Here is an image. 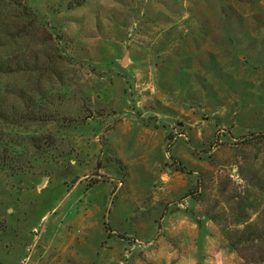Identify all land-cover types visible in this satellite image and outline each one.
Instances as JSON below:
<instances>
[{"label":"rangeland","instance_id":"1","mask_svg":"<svg viewBox=\"0 0 264 264\" xmlns=\"http://www.w3.org/2000/svg\"><path fill=\"white\" fill-rule=\"evenodd\" d=\"M23 2L0 264H264V0Z\"/></svg>","mask_w":264,"mask_h":264},{"label":"trees","instance_id":"2","mask_svg":"<svg viewBox=\"0 0 264 264\" xmlns=\"http://www.w3.org/2000/svg\"><path fill=\"white\" fill-rule=\"evenodd\" d=\"M15 4H18L20 6V9L23 13L28 14L27 12L28 8L26 4L23 2V0H15ZM5 72H7V67L0 63V73H5ZM13 111H14V114L8 117L6 115L5 102L0 98V121H4L5 123H15L18 117L15 113L16 110L13 109ZM0 139H1V136H0Z\"/></svg>","mask_w":264,"mask_h":264},{"label":"water","instance_id":"3","mask_svg":"<svg viewBox=\"0 0 264 264\" xmlns=\"http://www.w3.org/2000/svg\"><path fill=\"white\" fill-rule=\"evenodd\" d=\"M124 65H126V60L124 61V63H123Z\"/></svg>","mask_w":264,"mask_h":264}]
</instances>
